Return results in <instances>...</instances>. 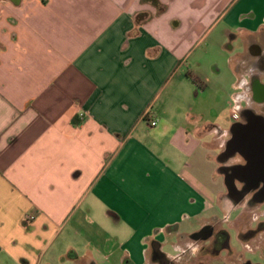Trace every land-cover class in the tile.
Instances as JSON below:
<instances>
[{"label": "crops", "instance_id": "0c3cea01", "mask_svg": "<svg viewBox=\"0 0 264 264\" xmlns=\"http://www.w3.org/2000/svg\"><path fill=\"white\" fill-rule=\"evenodd\" d=\"M159 1L0 0V264H151L224 217L264 0Z\"/></svg>", "mask_w": 264, "mask_h": 264}, {"label": "flooded vegetation", "instance_id": "af4514ba", "mask_svg": "<svg viewBox=\"0 0 264 264\" xmlns=\"http://www.w3.org/2000/svg\"><path fill=\"white\" fill-rule=\"evenodd\" d=\"M259 98H264V91L258 89ZM256 104V103H255ZM255 134L264 144V102L244 108L238 113V118L225 136V145L219 154L220 160L233 161L230 167L223 168L228 188L229 198L240 206L249 196V201L243 209L252 205L264 203V174L250 173L246 161L250 160L248 150ZM251 175V177H249ZM232 218L229 222L212 221L200 227L192 234L181 233L176 240L164 245L153 244L151 264H264V254L256 255V260L250 257L248 238L255 236L259 228L238 231V224ZM233 225L231 227L230 225ZM242 243V244H241ZM175 244L180 247L176 249ZM239 244L241 248H237ZM263 260V261H262Z\"/></svg>", "mask_w": 264, "mask_h": 264}, {"label": "rangeland", "instance_id": "374dc122", "mask_svg": "<svg viewBox=\"0 0 264 264\" xmlns=\"http://www.w3.org/2000/svg\"><path fill=\"white\" fill-rule=\"evenodd\" d=\"M217 97L220 98L219 94ZM230 113L231 112H227L224 114L225 121H229ZM215 115H217V113H215ZM248 136L252 137L253 139L249 140L250 149L248 150V155L250 160L246 161L247 168L252 174L254 172L257 173L261 171L264 174V144L261 142V139H259L257 135L249 134ZM224 142L225 141H220V143L218 142V147L220 148V151L223 150L222 146ZM237 160L243 161V159L241 158H238ZM237 160L230 161L229 163L233 164ZM249 177H251V175ZM262 181H264V176ZM248 201L249 196L244 200V202L240 206L236 207V204H234V202L229 198L227 191L219 202L220 206H218L216 209L217 212L221 213L224 217L221 216L219 219H217V221L230 223V220L232 218H236L235 221L238 224V231H246L247 228H249V230L253 228H259L261 224L264 223V203L252 205L248 209H243V207L246 206ZM233 211L235 212L233 213ZM230 226L233 227L232 224ZM199 229L200 228H198L197 231ZM258 231V234H256L255 236L250 235V237L248 238L250 257L255 260L257 258L256 255L264 254V226ZM241 246L239 244H236L237 248H241Z\"/></svg>", "mask_w": 264, "mask_h": 264}, {"label": "trees", "instance_id": "16d2710c", "mask_svg": "<svg viewBox=\"0 0 264 264\" xmlns=\"http://www.w3.org/2000/svg\"><path fill=\"white\" fill-rule=\"evenodd\" d=\"M142 3L144 4H151L158 10V14L163 13L165 11V6H163L159 0H142ZM151 16L146 13H139L136 16V21L138 23H143L144 21L150 19Z\"/></svg>", "mask_w": 264, "mask_h": 264}, {"label": "built area", "instance_id": "2783aa9c", "mask_svg": "<svg viewBox=\"0 0 264 264\" xmlns=\"http://www.w3.org/2000/svg\"><path fill=\"white\" fill-rule=\"evenodd\" d=\"M80 117L81 118H84V114H80ZM233 118L234 120H237L238 116L237 115H233ZM146 120L148 121V124L151 126V127H156L158 125V119L151 113H148L146 115ZM28 221H34L35 220V216L30 214V215H27V218H26Z\"/></svg>", "mask_w": 264, "mask_h": 264}]
</instances>
